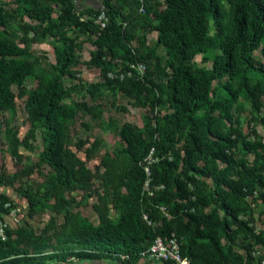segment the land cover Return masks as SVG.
Segmentation results:
<instances>
[{
    "label": "trees",
    "instance_id": "16d2710c",
    "mask_svg": "<svg viewBox=\"0 0 264 264\" xmlns=\"http://www.w3.org/2000/svg\"><path fill=\"white\" fill-rule=\"evenodd\" d=\"M128 1L142 3L143 11L124 16L117 0H98L105 14L102 28L94 23L100 9L88 10L94 18L85 19L71 0H15L13 10L0 8V132L9 124L7 114L15 113L13 87L21 89L26 78L38 70L44 77L28 92L21 89L18 94L27 93V136L19 141L7 129L13 154L18 143L27 144L28 138H34L36 130L42 135L41 159L49 173L42 183L15 187L25 199L30 217L50 195L58 214L71 200L64 196L67 192L81 190L85 201L96 175L71 149L69 124L74 112L64 102L67 91L62 81L66 76L75 77L71 64L83 41L70 38L69 27L97 33L99 46L89 62L101 69L109 85L115 82L125 96L145 95L151 111L166 104L171 110L155 114L153 128L124 123L118 131L120 153L128 156L130 166L117 185L126 193L114 198L119 209L116 221L100 210L98 225L75 223L66 212L58 230L46 226L37 236L27 234L21 226L9 227L6 239H0V264H48L70 257L85 264H134L155 236L172 233L191 264H264V254L255 250L264 248V231L256 232L249 225L252 211L244 206L245 199L257 192L263 204L259 214L264 216V143L245 135L234 113L238 97L244 96L253 111L262 113L254 119L264 125V66L249 57L264 39V0ZM23 12L33 21H20ZM145 23V31L136 36L132 47L133 28ZM152 31L157 36L150 48L145 36ZM39 42H48L55 50V61L42 69L30 48ZM157 49L164 51L163 58ZM210 53L214 54L210 68L192 62L195 55L206 58ZM115 58L148 61L150 66L142 77L133 72L122 80L112 79L108 73ZM126 69L123 65L121 72ZM157 77L165 79L161 94ZM77 107L92 111L83 103ZM74 144L80 148L84 141L78 139ZM152 146L159 152L157 163L149 166L151 186L163 187L153 189L149 196L144 190L143 158ZM239 149L243 155L237 159ZM168 152L171 159L163 157ZM245 153L254 155L252 164L243 158ZM31 171L26 168L16 176ZM203 177L212 181L210 192L201 189ZM0 183L13 185L14 179L2 175ZM6 202L13 203L0 193V213L6 212Z\"/></svg>",
    "mask_w": 264,
    "mask_h": 264
},
{
    "label": "rangeland",
    "instance_id": "374dc122",
    "mask_svg": "<svg viewBox=\"0 0 264 264\" xmlns=\"http://www.w3.org/2000/svg\"><path fill=\"white\" fill-rule=\"evenodd\" d=\"M75 4L80 16L85 19H93L94 15L88 13V10L95 11L97 9L103 10L98 0H71ZM118 10L124 16H131L135 12L141 13L143 5H135L128 0H117ZM101 6V7H100ZM0 8L13 10L15 8V0H0ZM53 9L55 10L54 6ZM56 18L55 12L53 13ZM18 19L22 22H32L33 19L23 12ZM96 25H100L98 20L94 21ZM154 23V21L152 22ZM123 26L127 28L128 22L123 21ZM144 26H136L133 28L134 38L131 40L132 47L136 44V36L141 31H145ZM68 36L77 41H83L82 49L77 52L76 62L71 64L75 77L66 76L62 84L66 88L67 96L64 102L74 112V118L70 121L69 127L72 135V151L80 158L91 172L96 175L93 180L92 192L86 200H81L83 195L81 190H73L70 193L64 194L66 198L71 200L64 206V209L58 214L54 210L55 199L53 195L44 198L42 206L37 213L30 217L27 212L26 201L15 187L18 185H27L31 183H42L45 176L49 173V167L41 159L43 149L42 135L39 130L35 131L34 138H28L27 144L18 143L17 153L13 154L11 151L10 134L7 129L15 132L19 141L23 140L29 129L28 114L25 109V101L27 93L19 96L21 89L29 91L37 84L44 81L42 71L38 70L34 75L26 78L22 84L21 89L13 87L15 97V113L7 114L9 124L3 125L0 132V176L8 175L14 179L13 185L0 183V193L9 197L14 204L20 205L23 208V213L18 222L10 223L11 229L24 227L26 233L30 235H39L46 226H51L58 230L57 227L64 224L65 213H70V219L75 223L82 225H98L100 223L99 211H103L104 215L116 221L119 209L114 203L115 196L125 194L126 190L123 187H117L120 177L128 170L130 161L128 156L120 153L122 149V142L118 137V131L124 123H130L139 129H143L145 125L153 128L155 125L154 115L158 113L159 116L168 114L171 110L168 105L154 106L151 111V101L145 95L125 96L123 95L115 82L109 85L105 77L101 73V69L97 65L91 64L90 58L94 50L98 48L97 33H85L68 28ZM156 32H147L145 36V45L153 47L156 39ZM21 47L22 44L18 43ZM30 48L38 57L39 67H49L50 63L55 61V50L48 42H39L31 44ZM157 54L163 58L164 51L157 49ZM250 60L255 64L264 66V39L260 46L253 50L250 55ZM214 54L210 53L203 57L197 54L193 57L192 62L197 66L210 68L211 61ZM151 63V62H150ZM125 60L115 58L110 66L114 74H118L123 69ZM146 69L150 65L148 61L145 62ZM160 85L162 93V86L165 79L162 77L156 78ZM216 82H214L215 84ZM85 104L91 108V112L78 108L77 104ZM201 109V108H200ZM234 113L238 116L237 126L250 139L259 138L264 143V125L256 119L262 115L261 112L253 111L251 102L244 96H239L237 102L234 104ZM256 118V119H254ZM162 123V120L160 121ZM11 133V132H10ZM78 139L84 141L83 146L77 148L74 144ZM158 147L155 146L154 156L158 153ZM237 159L241 158L243 151L239 149L236 151ZM243 158L252 164L255 160L254 155L245 153ZM157 162L153 161L150 166L153 167ZM26 168L32 171L22 174L21 177L16 175ZM203 185L201 189L210 192L212 190V181L209 178H202ZM155 189V185L151 186ZM244 206L250 208L251 223L255 231H264V216H260L263 208L258 193L248 196L245 199ZM98 209V211H97ZM246 215V212L244 213ZM50 233V231H49ZM255 250L264 254V248L256 247ZM68 262L77 263L76 257H70ZM67 262V263H68ZM58 262H48V264H57ZM95 263V261H94Z\"/></svg>",
    "mask_w": 264,
    "mask_h": 264
},
{
    "label": "built area",
    "instance_id": "2783aa9c",
    "mask_svg": "<svg viewBox=\"0 0 264 264\" xmlns=\"http://www.w3.org/2000/svg\"><path fill=\"white\" fill-rule=\"evenodd\" d=\"M99 22V26L104 27L105 14L104 11L101 10L99 14L95 17L94 21ZM125 65L127 66L126 72H120L118 74H114L112 71L108 73V77L115 79L118 78L122 80L124 77H130L133 75V72L137 75V77H142L146 70V65L144 61L135 60L133 62L125 61ZM155 146H152L149 152L143 158V169L145 172V181H144V190L146 193L151 196L154 194L153 189H151V171L150 164L153 161H157L154 156ZM156 156V155H155ZM163 157L167 159H171V153L168 152ZM162 185H156L155 189H161ZM4 208L6 212L0 213V239H6V230L10 227V223L18 222L20 219L23 208L20 205H16L14 203L6 202L4 203ZM160 209L163 213L167 215L166 208L164 206H160ZM144 218L146 216L144 215ZM139 256L141 259L145 260L151 264L164 263L168 262L170 264H191L188 257L183 256L180 250V240L179 238L172 233L168 237H162L157 235L154 239L149 243V245L140 251ZM125 258V256H122Z\"/></svg>",
    "mask_w": 264,
    "mask_h": 264
},
{
    "label": "crops",
    "instance_id": "0c3cea01",
    "mask_svg": "<svg viewBox=\"0 0 264 264\" xmlns=\"http://www.w3.org/2000/svg\"><path fill=\"white\" fill-rule=\"evenodd\" d=\"M72 258H74V257H72ZM69 260H70V258H69ZM69 260H67V261H60V262H58L57 264H85V263H81V262H79V260H78V262L77 263H73V262H68ZM68 262V263H67ZM93 263H94V261H93ZM95 263H100V264H111V262L110 261H108V262H105V261H95ZM134 264H151V263H148V262H146L145 260H143V259H139V260H137ZM157 264H162V263H157Z\"/></svg>",
    "mask_w": 264,
    "mask_h": 264
}]
</instances>
